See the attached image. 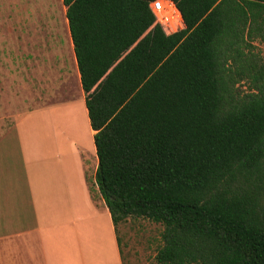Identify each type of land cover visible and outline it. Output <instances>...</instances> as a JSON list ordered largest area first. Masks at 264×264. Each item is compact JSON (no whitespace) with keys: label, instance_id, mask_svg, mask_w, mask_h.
Wrapping results in <instances>:
<instances>
[{"label":"trees","instance_id":"1","mask_svg":"<svg viewBox=\"0 0 264 264\" xmlns=\"http://www.w3.org/2000/svg\"><path fill=\"white\" fill-rule=\"evenodd\" d=\"M116 232L164 226L157 264H264V0H62Z\"/></svg>","mask_w":264,"mask_h":264},{"label":"crops","instance_id":"2","mask_svg":"<svg viewBox=\"0 0 264 264\" xmlns=\"http://www.w3.org/2000/svg\"><path fill=\"white\" fill-rule=\"evenodd\" d=\"M64 24L66 33L62 40L55 38L60 44V67L65 69L63 84L71 85L75 78L85 102L66 13ZM28 43L38 41L29 39ZM28 59L31 65H38L32 62L34 56ZM64 97L60 106L75 105V99ZM36 99L34 95L31 105L24 108L27 103L19 98L14 125L0 140V264H12L14 258L20 264H125L111 214L104 200L103 205L95 203L91 195V187L99 193L95 182L99 159L87 108L84 116L93 149L89 152L73 141L84 126L75 120H81L82 109L71 107L64 108L62 113L55 110L45 115L44 138L50 150L47 151L38 136V124L31 120L52 108L43 107ZM67 113H72L71 136L65 135L69 130L65 127L60 132L52 128L53 117ZM62 137L68 140L65 144ZM22 160L26 167L24 175ZM22 186L28 191H23Z\"/></svg>","mask_w":264,"mask_h":264},{"label":"rangeland","instance_id":"3","mask_svg":"<svg viewBox=\"0 0 264 264\" xmlns=\"http://www.w3.org/2000/svg\"><path fill=\"white\" fill-rule=\"evenodd\" d=\"M65 13L66 8L62 0H0V140L14 125L13 119L19 111V98L22 97L24 103H27L23 105L25 108L31 105V99H34L35 95L36 101H40L43 107L50 105L49 107L52 108L41 112L35 121L31 120V123L38 124L37 131L39 138L43 140L42 147L50 151L46 146L48 142L44 138V133L47 131L44 128L47 125L45 115H50V112L55 110L62 113L64 108L76 107L82 109L81 120L75 118L76 124H82L84 128L82 127V131L75 135L76 141H73L89 152L93 149L84 116L86 106L82 93L78 90V84L75 83V78H72L71 85L63 84L62 74L65 69L60 67L57 52L60 44L55 38L62 40L66 33ZM29 39L38 43L30 44ZM256 45L257 51L264 58V45L259 43ZM32 56L35 57L32 62L38 64L37 66L30 64L28 58ZM64 96L75 99V105L60 106V102L66 99ZM58 105L59 107H52ZM28 121L27 119L25 123L27 124ZM72 123V113L56 114L53 117L52 128L60 132L61 128L65 127L66 130L69 129L65 135L71 136ZM61 140L64 144L68 141L63 137ZM25 173L26 167L22 160V175ZM88 181L91 182L90 172H88ZM22 189L28 191L23 186ZM91 190L94 202L103 205L101 195L95 192L93 187ZM163 230V225L143 218H130L121 223L118 235L125 264H157L155 256L162 246ZM12 264L20 263L14 258Z\"/></svg>","mask_w":264,"mask_h":264},{"label":"built area","instance_id":"4","mask_svg":"<svg viewBox=\"0 0 264 264\" xmlns=\"http://www.w3.org/2000/svg\"><path fill=\"white\" fill-rule=\"evenodd\" d=\"M155 16V26L161 27L166 35L177 33L185 28L183 16L172 0H155L151 3Z\"/></svg>","mask_w":264,"mask_h":264}]
</instances>
